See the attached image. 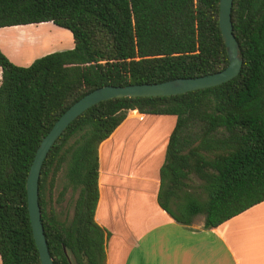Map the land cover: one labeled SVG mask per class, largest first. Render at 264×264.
<instances>
[{"label": "trees", "instance_id": "16d2710c", "mask_svg": "<svg viewBox=\"0 0 264 264\" xmlns=\"http://www.w3.org/2000/svg\"><path fill=\"white\" fill-rule=\"evenodd\" d=\"M219 0H0V27L51 22L73 47L18 65L0 50V260L40 264L25 182L41 139L60 115L102 85L154 83L223 69ZM242 65L219 85L166 96L115 97L87 108L50 147L38 178L53 264H106L97 224L98 146L127 114L175 117L159 168L157 203L174 221L216 227L264 200V0H233ZM135 111V112H136ZM133 112V113H135ZM55 203L75 195L61 217Z\"/></svg>", "mask_w": 264, "mask_h": 264}, {"label": "crops", "instance_id": "0c3cea01", "mask_svg": "<svg viewBox=\"0 0 264 264\" xmlns=\"http://www.w3.org/2000/svg\"><path fill=\"white\" fill-rule=\"evenodd\" d=\"M135 111L98 146L94 219L109 232L106 264H264V200L212 228H203V215L181 225L158 205L175 119Z\"/></svg>", "mask_w": 264, "mask_h": 264}, {"label": "water", "instance_id": "95a60500", "mask_svg": "<svg viewBox=\"0 0 264 264\" xmlns=\"http://www.w3.org/2000/svg\"><path fill=\"white\" fill-rule=\"evenodd\" d=\"M232 1L219 0L218 24L228 55V63L223 69L195 77H178L154 83L106 84L99 86L73 102L41 139L36 148L25 182L26 206L40 264H53L41 222L38 203V178L42 163L54 141L71 121L98 102L115 97L176 95L219 85L238 75L242 65V56L231 22Z\"/></svg>", "mask_w": 264, "mask_h": 264}, {"label": "rangeland", "instance_id": "374dc122", "mask_svg": "<svg viewBox=\"0 0 264 264\" xmlns=\"http://www.w3.org/2000/svg\"><path fill=\"white\" fill-rule=\"evenodd\" d=\"M0 29H12L0 34V44L4 46L13 57L7 51L0 50L15 64L20 62L15 61L19 59L23 61L22 65L25 66L33 61L29 62L27 60L35 54L39 55L35 56L33 59L49 52L73 47L71 32L65 28L58 27L51 22L0 27ZM16 41H18V44H15ZM45 50L48 51L40 54ZM18 65H20V63ZM173 119L175 118L173 117ZM62 174L63 170L59 173L57 181L52 189L51 197L54 208L56 211H60L61 217L64 215L69 217L72 213V203L75 195H71L70 192H67L65 201L60 206L54 202L63 184ZM201 216L202 215H198L194 219H200Z\"/></svg>", "mask_w": 264, "mask_h": 264}]
</instances>
